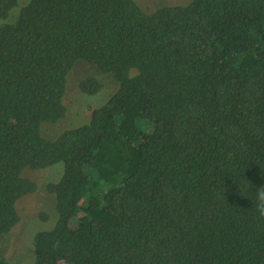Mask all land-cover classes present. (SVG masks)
<instances>
[{"label": "trees", "instance_id": "16d2710c", "mask_svg": "<svg viewBox=\"0 0 264 264\" xmlns=\"http://www.w3.org/2000/svg\"><path fill=\"white\" fill-rule=\"evenodd\" d=\"M17 4L0 0V20ZM80 62L97 74L79 90L104 75L112 94L44 138ZM57 163L58 218L34 235L33 264H264V0L21 6L0 27V235L38 188L22 172Z\"/></svg>", "mask_w": 264, "mask_h": 264}, {"label": "rangeland", "instance_id": "374dc122", "mask_svg": "<svg viewBox=\"0 0 264 264\" xmlns=\"http://www.w3.org/2000/svg\"><path fill=\"white\" fill-rule=\"evenodd\" d=\"M8 19L0 20V27L5 23L15 21L19 9L29 0H17ZM181 3L182 0H135L146 12H152L165 2ZM97 74L95 68L86 63H77L66 77V87L63 97L65 104V116L56 124L42 123L40 133L44 138L53 139L62 131L81 127L89 123L90 109L101 107L112 94V83L107 76L100 79L107 84L96 94L89 95L79 90V82L90 75ZM114 82V81H113ZM90 108V109H89ZM88 119V121H87ZM63 174V164L57 163L43 170L33 171L25 169L22 177L32 180L38 186L37 190L16 204L19 222L7 235H0V257L8 260L9 264H33V237L38 232L51 230L58 218L55 198L46 192L45 187L49 183H56Z\"/></svg>", "mask_w": 264, "mask_h": 264}, {"label": "clouds", "instance_id": "9594fccd", "mask_svg": "<svg viewBox=\"0 0 264 264\" xmlns=\"http://www.w3.org/2000/svg\"><path fill=\"white\" fill-rule=\"evenodd\" d=\"M256 211L260 217L264 218V187L256 189Z\"/></svg>", "mask_w": 264, "mask_h": 264}]
</instances>
